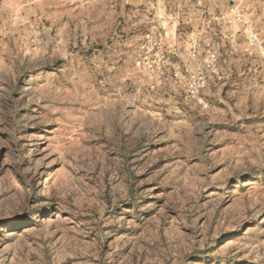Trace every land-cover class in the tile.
<instances>
[{
	"label": "rangeland",
	"instance_id": "1",
	"mask_svg": "<svg viewBox=\"0 0 264 264\" xmlns=\"http://www.w3.org/2000/svg\"><path fill=\"white\" fill-rule=\"evenodd\" d=\"M0 264H264V0H0Z\"/></svg>",
	"mask_w": 264,
	"mask_h": 264
},
{
	"label": "built area",
	"instance_id": "2",
	"mask_svg": "<svg viewBox=\"0 0 264 264\" xmlns=\"http://www.w3.org/2000/svg\"><path fill=\"white\" fill-rule=\"evenodd\" d=\"M252 35H253L252 37H253V39H254V38H256L257 33H252ZM196 91H197V88H196Z\"/></svg>",
	"mask_w": 264,
	"mask_h": 264
}]
</instances>
